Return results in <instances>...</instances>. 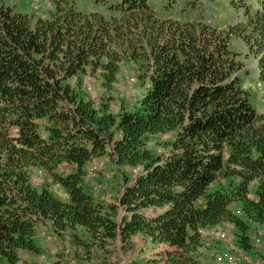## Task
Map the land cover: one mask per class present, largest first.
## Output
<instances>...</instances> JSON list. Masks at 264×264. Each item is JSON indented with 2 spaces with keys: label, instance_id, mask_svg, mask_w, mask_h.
Segmentation results:
<instances>
[{
  "label": "trees",
  "instance_id": "16d2710c",
  "mask_svg": "<svg viewBox=\"0 0 264 264\" xmlns=\"http://www.w3.org/2000/svg\"><path fill=\"white\" fill-rule=\"evenodd\" d=\"M51 1L37 20L0 3V264H35L21 253L40 252L34 236L47 222L60 237L84 229L98 249L142 235L168 248L170 264L197 263L205 227H235L250 249V223L264 226V114L229 44H247L264 81V0L226 28L159 19L150 0H84L98 8L89 11ZM124 64L143 90L112 111L85 83L109 89ZM94 159L129 170L116 204L86 183Z\"/></svg>",
  "mask_w": 264,
  "mask_h": 264
},
{
  "label": "rangeland",
  "instance_id": "374dc122",
  "mask_svg": "<svg viewBox=\"0 0 264 264\" xmlns=\"http://www.w3.org/2000/svg\"><path fill=\"white\" fill-rule=\"evenodd\" d=\"M0 3L10 6L14 13L30 15L35 20L39 17H48L50 11L54 9L51 0H0ZM187 3V0H172L171 2L150 0V6L159 19H170L179 23L202 21L223 28L243 20L244 7L241 6H245V3H255V0H190L192 6ZM79 4L88 11L98 9L91 2L84 0H79ZM229 49L239 54L238 59L244 64L241 75L245 86L251 91L252 104L259 113L264 114V81H261L259 77L257 56L249 51L247 44L241 38L235 36L230 41ZM136 77L137 68L133 64H124L122 66L116 82L109 89L102 87L97 77H93L90 82L93 87L92 99L97 103L99 100L102 101V97L108 99L107 102L112 111H118L121 106L132 107L133 99L138 93L141 94L143 90L139 81L130 83V79ZM121 171L129 174L127 168H123V170L113 169L111 162H106L105 171L97 179V182L102 185L103 192L98 193V191H95L100 199L102 195L106 196L107 201L104 200V202L116 204L118 202L117 197L120 196V193H123L126 180L124 177L125 173L123 174ZM47 180L48 177L44 172L43 174L36 173V183L42 185ZM58 190L56 189L57 192ZM238 206L237 204L234 205V209L237 210ZM124 214L125 211L121 209L119 221ZM147 214L149 215V211ZM231 227L228 224L224 227L230 238L228 242H219L210 237H204L203 246L196 254V264H216V257L231 249L232 246L249 257L247 262H241V264H257L264 261V226L250 223L248 233L251 236V246L248 250L240 249L237 246L234 234L236 229ZM39 229L40 226L38 225L34 241L38 245L40 252L38 254L22 252L21 257L27 262L55 264V260L59 258L65 264H144L145 256L156 250L148 255L149 257H156V259H149V262L145 264H170L166 258L165 260L163 259V257H166L165 252L168 248L165 245L156 246L151 241L147 242L148 238L142 235L133 236L130 244H124L118 240L105 249H98L95 246H91L93 243L90 240V235L82 228H78L72 233L66 232L61 237L58 236L61 238L59 241L56 240L58 243L52 240L53 232H48L47 230L41 232ZM73 234L82 242L90 243V255L85 253L82 246L74 242ZM66 236H69V242H65ZM257 237L263 242L259 247L254 245V240ZM63 247L69 252L66 253L62 249ZM52 250H56V253H52Z\"/></svg>",
  "mask_w": 264,
  "mask_h": 264
},
{
  "label": "built area",
  "instance_id": "2783aa9c",
  "mask_svg": "<svg viewBox=\"0 0 264 264\" xmlns=\"http://www.w3.org/2000/svg\"><path fill=\"white\" fill-rule=\"evenodd\" d=\"M92 78L88 77L86 80L85 88L89 92V94H92L93 87L90 85ZM130 83H135V79L131 78ZM106 168V160L105 159H94L92 160L86 170V183H89L91 187L94 189V191H98V193H101L102 185L97 182V179L99 177V174L103 171H105ZM141 172L140 168H134L133 173L134 175L139 174ZM39 174H43L42 171L38 172ZM52 189H59L60 185L56 183H52L51 185ZM101 199L104 201H107L106 196L102 195ZM200 233L204 237H210L215 241H229L230 238L228 236V233L224 229V226H216V227H205L200 230ZM65 242H69V236L65 237ZM263 244L262 240L260 238H255L254 245L255 246H261ZM64 249V247L62 248ZM66 253L69 252V250L64 249ZM248 256L243 254V252L239 251L236 247L232 246L231 249L227 250L226 252H223L222 254H219L216 257V264H241V262H247ZM257 264H264V261L259 262Z\"/></svg>",
  "mask_w": 264,
  "mask_h": 264
},
{
  "label": "crops",
  "instance_id": "0c3cea01",
  "mask_svg": "<svg viewBox=\"0 0 264 264\" xmlns=\"http://www.w3.org/2000/svg\"><path fill=\"white\" fill-rule=\"evenodd\" d=\"M59 193L60 194H62V196L63 197H65V193L64 192H62V191H59ZM149 211V215H152V214H154L155 212H158L159 211V209H156V210H154V209H147L146 210V212H148ZM40 226V231L41 232H45L46 230L48 231V232H53V239L52 240H54V241H56V240H61V238H59L55 233H54V231H53V228H52V225H51V223L50 222H47V223H45V224H40L39 225ZM138 236V235H137ZM136 236V237H137ZM135 237V236H134ZM58 241H56V243H58ZM150 240L148 239L147 240V242H149ZM156 246H158V245H156ZM156 250H154L153 252H151L150 254H152V253H154ZM52 253H56V250H52ZM150 254H148V255H150ZM148 255H146L145 256V259L143 260V262H144V264L146 263V262H149V259H152V260H155L156 259V257H153V256H151V257H149ZM56 262H60V264H62L63 262L62 261H60V259L59 258H57L56 260H55V263ZM69 264V263H68Z\"/></svg>",
  "mask_w": 264,
  "mask_h": 264
}]
</instances>
